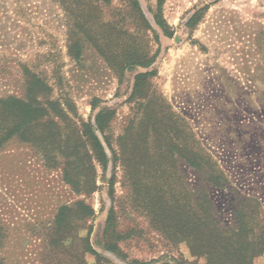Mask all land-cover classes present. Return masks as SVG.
<instances>
[{
	"label": "rangeland",
	"instance_id": "1",
	"mask_svg": "<svg viewBox=\"0 0 264 264\" xmlns=\"http://www.w3.org/2000/svg\"><path fill=\"white\" fill-rule=\"evenodd\" d=\"M157 5L0 0V99L24 97V65L43 82L37 98L57 103L51 108L61 116L33 129L38 143L14 137L0 150V224L10 238L0 252L5 264H56L44 238L60 207L78 201L95 214L76 222L60 264H208L192 255L185 237L201 190L227 232L237 230V213L249 212L248 200L261 203L264 218V0H164L173 38L155 23ZM202 8L201 21L188 29ZM133 43L153 65L117 71L115 60ZM147 71L155 72L147 98L132 99L136 75ZM102 108L116 112L112 164L106 173L98 169L94 193L78 194L64 180L61 154L77 145L87 152L76 141L80 124ZM42 135L50 138L47 150ZM194 139L225 175L224 188L207 184L208 170L189 163ZM111 209L115 224L108 229ZM87 241L100 259L86 251ZM254 264H264V254Z\"/></svg>",
	"mask_w": 264,
	"mask_h": 264
},
{
	"label": "trees",
	"instance_id": "2",
	"mask_svg": "<svg viewBox=\"0 0 264 264\" xmlns=\"http://www.w3.org/2000/svg\"><path fill=\"white\" fill-rule=\"evenodd\" d=\"M101 1L105 4L111 3V0ZM130 6L135 12H141L137 1L131 2ZM163 6L164 0H158L155 23L165 37L173 38L175 31L163 16ZM205 9H200L187 20L185 25L188 29H194L199 24ZM144 23L149 27L146 20ZM139 45L133 43L125 46L122 56L114 62L117 71L124 72L135 67L147 70L153 65L154 57L151 58L147 52H142ZM73 57L76 60L80 59L78 54ZM20 68L27 76L24 97L0 99V150L14 137H19L26 143H33L35 139L38 143L39 137L33 129L45 120L52 122V116L61 117L55 108H51V105L57 103L51 101L43 103L37 98L39 93H43L40 90L43 87L41 78L32 74L24 65ZM154 76V71L137 74L131 98L135 100L147 98L148 80ZM97 109V104L93 103L92 110ZM115 116L116 112L110 108L99 109L93 121L80 124V137L76 141L88 148L87 152H80L77 145L65 148L61 154L64 159V180L78 194L94 193L98 189V169L106 173L112 164L109 152L113 153L114 150L109 130ZM48 140L50 141V138L44 135L40 137V143L45 150L49 147ZM188 160L195 170L203 171V168L208 170L207 173H203L207 184L217 188L225 187L227 183L225 175L201 149L196 139L193 140ZM110 186L113 194V181L110 182ZM246 203L249 204L245 207L249 212L242 210L237 213V230L227 232L214 214L209 196L202 190L198 191L193 199V230L185 235L192 255L205 257L208 264H254V261L264 254V218L261 216L262 205L258 200L251 199ZM94 214L93 207L84 201H78L73 206L60 207L50 229L51 233L44 238L47 246L54 250L50 256L53 263L60 264L62 260L60 251L64 250L65 242L73 234L76 222L92 218ZM114 222L115 212L111 209L107 218L108 229L114 227ZM181 234L184 236L183 231ZM9 239L7 232L3 230V225L0 224V252L5 249ZM86 245V251L100 259L101 256L91 248L88 241ZM108 250L121 254L116 244H110ZM0 264H5L4 258H0Z\"/></svg>",
	"mask_w": 264,
	"mask_h": 264
}]
</instances>
